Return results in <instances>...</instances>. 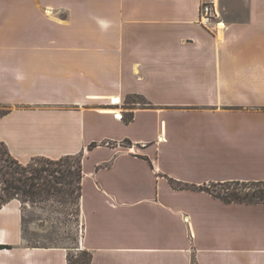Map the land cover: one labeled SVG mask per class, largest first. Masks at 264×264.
Returning a JSON list of instances; mask_svg holds the SVG:
<instances>
[{
	"label": "crops",
	"instance_id": "1",
	"mask_svg": "<svg viewBox=\"0 0 264 264\" xmlns=\"http://www.w3.org/2000/svg\"><path fill=\"white\" fill-rule=\"evenodd\" d=\"M208 1L0 0V143L83 155L91 264H264V203L171 182L264 180V0L205 25ZM0 244V264H68L26 242L17 198Z\"/></svg>",
	"mask_w": 264,
	"mask_h": 264
},
{
	"label": "trees",
	"instance_id": "2",
	"mask_svg": "<svg viewBox=\"0 0 264 264\" xmlns=\"http://www.w3.org/2000/svg\"><path fill=\"white\" fill-rule=\"evenodd\" d=\"M95 145L96 143H93L90 146ZM82 160L83 155L79 153L65 155L58 159L37 157L34 161L24 164L11 155L4 143H0V206L14 198L19 199L22 205L31 202L40 207L45 205L43 208L47 207L49 201H55L57 211L61 214L58 217L59 222L63 224H69L71 221L76 223L74 228L68 231V235L73 241L78 242L81 220ZM171 182L175 188L187 187L206 190L226 202L264 203V180L212 182L199 186L182 185L173 179H171ZM218 184L241 185L244 189L234 188L220 193L214 190V187ZM73 204H76L75 210L71 209ZM24 221L23 206V235ZM29 245L35 247H65L69 249L68 264H91L92 262V253L87 249H84L80 256H74L71 251L76 246ZM0 247H9V245L0 244Z\"/></svg>",
	"mask_w": 264,
	"mask_h": 264
},
{
	"label": "rangeland",
	"instance_id": "3",
	"mask_svg": "<svg viewBox=\"0 0 264 264\" xmlns=\"http://www.w3.org/2000/svg\"><path fill=\"white\" fill-rule=\"evenodd\" d=\"M131 102L144 103L145 99L136 96L127 97L126 103ZM35 158L31 161H34ZM234 188L243 187L235 184H218L214 187V190L222 193ZM23 206L25 215L24 236L28 244L76 246L71 253L76 257L82 254L84 250L82 245V216L79 223L80 239L78 242H75L69 237L68 231L73 229L76 223L71 221L69 224H63L59 222L58 217L61 216V214L57 211L55 201H49L45 208H43L45 205L40 207L31 202H27L23 204ZM75 208L76 204H73L71 209L75 210Z\"/></svg>",
	"mask_w": 264,
	"mask_h": 264
},
{
	"label": "built area",
	"instance_id": "4",
	"mask_svg": "<svg viewBox=\"0 0 264 264\" xmlns=\"http://www.w3.org/2000/svg\"><path fill=\"white\" fill-rule=\"evenodd\" d=\"M217 1L218 0H210L201 5L200 8V22L208 25L211 24L218 16L217 12ZM221 22H217V25H220Z\"/></svg>",
	"mask_w": 264,
	"mask_h": 264
},
{
	"label": "bare ground",
	"instance_id": "5",
	"mask_svg": "<svg viewBox=\"0 0 264 264\" xmlns=\"http://www.w3.org/2000/svg\"><path fill=\"white\" fill-rule=\"evenodd\" d=\"M115 102L119 101L117 98L113 99Z\"/></svg>",
	"mask_w": 264,
	"mask_h": 264
}]
</instances>
